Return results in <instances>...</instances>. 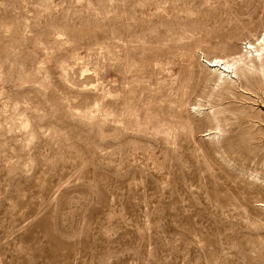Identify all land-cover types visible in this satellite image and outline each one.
<instances>
[{
    "label": "rangeland",
    "instance_id": "rangeland-1",
    "mask_svg": "<svg viewBox=\"0 0 264 264\" xmlns=\"http://www.w3.org/2000/svg\"><path fill=\"white\" fill-rule=\"evenodd\" d=\"M263 32L264 0H0V264H264V104L215 138L203 55Z\"/></svg>",
    "mask_w": 264,
    "mask_h": 264
},
{
    "label": "bare ground",
    "instance_id": "bare-ground-1",
    "mask_svg": "<svg viewBox=\"0 0 264 264\" xmlns=\"http://www.w3.org/2000/svg\"><path fill=\"white\" fill-rule=\"evenodd\" d=\"M253 39H248L245 44V51L242 49L239 52L233 53V57L230 59L228 56L215 55L213 57H209L202 53L204 55L206 68L212 75L211 79L214 78L217 84L220 83L219 85H225L221 92L216 94L214 101L215 104L220 106L222 105L218 110H216V113L211 116L215 119L214 123L216 125L219 121L226 123L227 119L230 118V115L233 114L232 110L229 108L230 105L232 103L239 104L241 101L243 102V100L247 98L246 93H251L259 104H264V35L256 38L255 40ZM215 93H217L216 90ZM215 93L213 91V94ZM201 110L202 108L199 106L197 111L201 112ZM238 112L241 113V116L244 115V111L242 112L238 110ZM215 115H220V118L218 117L217 119ZM210 123L213 122L210 121ZM220 129L221 127L218 124L216 131L211 134L215 138H219L221 132ZM258 135V131H251L248 135V139H251V144L254 143V146L247 149L246 160H250L251 158L256 159V157H252V155L259 149ZM226 145L228 146L229 151L234 150L230 139L226 140ZM258 161L260 165L264 167V154L261 159H258ZM251 176L255 181L259 180L258 173H252ZM215 195L219 196L218 192H215ZM224 200H228V197L222 196L221 201L223 202ZM258 206L264 210V201H259Z\"/></svg>",
    "mask_w": 264,
    "mask_h": 264
}]
</instances>
